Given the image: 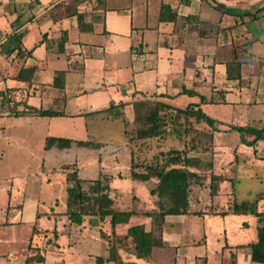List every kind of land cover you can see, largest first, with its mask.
<instances>
[{"label": "crops", "instance_id": "1", "mask_svg": "<svg viewBox=\"0 0 264 264\" xmlns=\"http://www.w3.org/2000/svg\"><path fill=\"white\" fill-rule=\"evenodd\" d=\"M14 35H21L20 42ZM61 71L60 89L53 81ZM145 99L178 108L197 105L214 123H201L195 139L194 133L182 140L136 139L176 142L164 154L179 150L195 158L189 170L197 176L191 213L165 216L157 232L162 246L140 258L125 235L135 225L152 230V217L144 213L157 209V197L150 194L157 181L151 179L145 204L133 187L128 190L129 202L143 206H115L119 192L113 181L133 179L136 143L126 129L119 139L127 173L110 175L105 193L113 210L134 214L114 228L116 237L110 216L84 214L80 224L69 219L70 211L96 206L92 200L70 201L71 182L65 190L59 183L64 190L59 195L54 191L51 176L69 165L53 164L55 150L63 149L44 146L47 137L69 139L77 147V141L107 146L112 136L106 126L118 121L102 111L123 103L125 113L133 101ZM210 106L220 114L204 112ZM28 109L59 115L38 116ZM12 118L27 128L24 142L38 140L39 164L33 172L27 166L16 173L20 163L9 157L2 167L0 264H258L247 247L257 240L256 218L233 214L230 207L256 202L264 212V190L247 191L253 199L247 202H238L234 190L242 180L264 182V139L254 142L255 134L234 128L264 130V0H0V120ZM5 130L0 126L1 137ZM239 158L257 172L245 176L237 169ZM143 164L141 158L138 165ZM73 165L76 173L89 171L88 165ZM31 173L36 180L29 179ZM77 179L82 194L92 198L91 187L100 177ZM165 253L171 254L167 261Z\"/></svg>", "mask_w": 264, "mask_h": 264}, {"label": "trees", "instance_id": "2", "mask_svg": "<svg viewBox=\"0 0 264 264\" xmlns=\"http://www.w3.org/2000/svg\"><path fill=\"white\" fill-rule=\"evenodd\" d=\"M14 39L20 42L21 35H14ZM20 49L18 50V53ZM64 72H58L54 78L53 86L62 88L64 85ZM148 102H153L154 108L145 116L147 127L139 129L136 133V139H146L157 137L159 139L174 138L182 140L184 137L194 133L193 139L198 137L197 127L201 123H206L212 127L214 120L205 115L197 105L189 104L185 108H178L168 105L160 101H151L149 99L133 101L132 107L136 114L135 120L139 119L138 111L147 105ZM123 103L118 105L110 104L108 108L102 112L106 113L112 119H121L124 125L127 124L126 119L123 118L124 108ZM29 114H36L38 116H58L59 113L47 110L28 109ZM20 114V113H16ZM238 131H249L255 134L254 142L259 139H264V130L250 131L249 129L237 128ZM193 141V140H192ZM73 142L69 139H61L54 137H47L45 140L44 149L48 150L54 146L58 148H65L68 144ZM78 146H90L91 142L77 141ZM195 158L188 157L183 151L170 150L164 154L161 160L136 165L131 164V176L133 179L140 181H148L155 179L156 185L150 189V194L157 197L156 211L146 212L144 215L152 217V230L146 231L143 225H135L127 229L125 238H130L136 255L140 258L148 257L153 247L162 246V242L157 238V232H160L163 219L168 215H185L191 213L190 195L191 184L197 178L195 173L189 170L194 165ZM78 189L68 188L69 200L73 202H85L92 200L96 209L89 211H70L68 217L72 222L80 224L81 216L84 214L97 215L101 220L110 216V226L112 229V236L116 237L114 228L118 224H125L129 218L134 214L130 212H120L111 208L112 201L104 195H101L104 187L100 180H96L91 187L93 197L88 198L82 194L80 180L73 178ZM211 194H215V189L211 188ZM231 212L233 214H251L256 218L257 240L249 244L247 247L250 250V260L253 263L264 264V212L257 210V204L254 203H236L232 204ZM200 214V212H193ZM222 215L226 212H222ZM43 261V258H41ZM102 261L101 259H98Z\"/></svg>", "mask_w": 264, "mask_h": 264}, {"label": "rangeland", "instance_id": "3", "mask_svg": "<svg viewBox=\"0 0 264 264\" xmlns=\"http://www.w3.org/2000/svg\"><path fill=\"white\" fill-rule=\"evenodd\" d=\"M71 90H68L70 92ZM154 108L153 102H148L147 105H145L143 108L139 109L138 115L139 119L132 120V117L135 116L136 112L132 108L131 109H125V113L123 112V118L126 119L127 124L124 125V122L121 121V119H114L118 122H113L110 124V126H106L107 128L105 131L111 130V136H112V143L108 144L107 146L100 147L96 149L94 146L90 145L85 148L77 147L75 145H72L73 142L67 145L62 151L55 150L56 156L54 157L56 159L53 164H63V165H69L67 168H63L62 170L55 172L51 179L56 183L55 187L53 188L55 192L61 193L64 192L66 185V181L71 182L70 189L77 190L78 187L75 185V182L73 178H94L97 179L100 177V181L102 183V186L104 187L103 192H101V195L107 196V193H105L109 188V185L112 184L110 179V175H116L118 172H121L122 175H126L127 169H124L123 167L127 166L128 164V157L125 152L122 151V144L119 139L120 134L119 132L122 131V127L126 129V132L128 134V137L131 136L132 140H135L134 142L136 145H134V148L136 149V152H134V155H136L133 159V163L138 165L140 163L141 158H143V163L146 162L147 164L153 163L156 161H159L164 156V152L168 149L175 148L176 142H160V144H157L154 142L155 140H144L143 142H137L136 141V133L139 129H143L147 127V122L145 120V116ZM204 112H207L208 114L212 116H216L220 114V108H215L213 106L205 107ZM132 115V117H131ZM130 119V120H128ZM0 126H5L6 130L4 132V135L0 136V156L3 155V159L5 160L3 163H0V176L1 174H5L3 171V166L7 163L6 161L11 157V159L14 160L15 165L17 166V163H20L16 167L15 172H21L23 168H26L29 166L31 168V172H33L35 165L39 164L38 162V156L36 155V148L38 140L30 141L31 146L29 145V141L24 142L22 140L23 136L22 134L26 131V127H24V124L18 120L12 118L11 120H0ZM5 137L14 138L13 140H3ZM102 140L103 137H101ZM241 138H244V135H241ZM89 140L97 141V137H90ZM33 150V154L29 155V150ZM162 151V152H161ZM161 152V153H160ZM100 158V162L98 159ZM40 160V159H39ZM49 160L45 163V168L49 166ZM77 164V166L81 165H88L89 171L86 169L80 170L76 173L74 170V165ZM93 169V173H92ZM240 172H242L245 176L247 174H251L253 172H257L256 169L252 167H248L247 165H244L242 162V158H239L238 168ZM100 171V175L98 176V171ZM36 175L29 176L30 180H36ZM62 182V186L64 187L62 189V186L59 184ZM114 185L116 186V190L119 192L118 196L119 198L115 201V206L121 210H126L129 208L130 205H133V203L129 202L127 199V192L128 190L133 187L134 190L138 193V196L141 197L140 204H145L147 197H149V189L154 185V181H140L129 178L126 181H122L119 179H115L113 181ZM235 192H236V198L238 202H247L244 200L252 201L253 199H248L245 196V193L247 191H251L253 193H257L259 190H264V182L258 183L251 180H242L238 182L235 185ZM111 187V186H110ZM63 199L60 200L59 203H64V194L61 195ZM69 199V198H68ZM135 206H143V205H137ZM133 205V206H134ZM62 205L60 204L59 207ZM256 237V235H255ZM170 255L168 253H165L164 260L167 261L170 259ZM172 262V261H171Z\"/></svg>", "mask_w": 264, "mask_h": 264}]
</instances>
